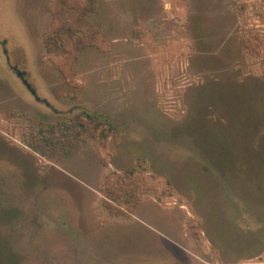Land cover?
I'll use <instances>...</instances> for the list:
<instances>
[{"label": "rangeland", "instance_id": "rangeland-1", "mask_svg": "<svg viewBox=\"0 0 264 264\" xmlns=\"http://www.w3.org/2000/svg\"><path fill=\"white\" fill-rule=\"evenodd\" d=\"M0 264H264V0H0Z\"/></svg>", "mask_w": 264, "mask_h": 264}, {"label": "trees", "instance_id": "trees-1", "mask_svg": "<svg viewBox=\"0 0 264 264\" xmlns=\"http://www.w3.org/2000/svg\"><path fill=\"white\" fill-rule=\"evenodd\" d=\"M84 12L86 14L88 10ZM84 12L80 17L82 20ZM103 125L102 122L98 121L93 116L82 113L73 118L60 121L55 125L48 126L45 129H39L35 134L34 139L36 142L40 143L42 138V142H44L46 146H49L50 152L57 153L65 151L67 148L65 143H68L71 140H83L85 135L90 133V136H92L97 130H99L100 133H103V130H106L102 128ZM101 135L102 138H106L104 134Z\"/></svg>", "mask_w": 264, "mask_h": 264}]
</instances>
